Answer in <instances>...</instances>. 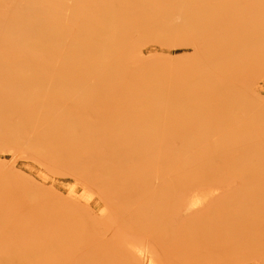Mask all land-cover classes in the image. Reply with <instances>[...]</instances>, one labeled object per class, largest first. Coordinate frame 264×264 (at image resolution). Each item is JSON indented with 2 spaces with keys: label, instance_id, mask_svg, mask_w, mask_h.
I'll return each instance as SVG.
<instances>
[{
  "label": "bare ground",
  "instance_id": "6f19581e",
  "mask_svg": "<svg viewBox=\"0 0 264 264\" xmlns=\"http://www.w3.org/2000/svg\"><path fill=\"white\" fill-rule=\"evenodd\" d=\"M61 16L65 23L59 29L52 27L48 37H40L53 41V56L46 61L49 68L26 81L27 88L40 82L46 86L45 91L61 100L44 105L45 113L60 114L61 118L74 114L81 119L84 126L77 136L91 132L93 138L87 142L90 150L101 149L110 155L108 163L106 159L97 161L96 167L107 168L121 158L125 173L139 158L144 161L139 169L142 179H157L168 197H188L182 205L169 203L175 210L176 226L180 220L203 219L209 214L217 218L212 227H227L226 238L258 227L250 218L242 226L244 231L237 229L249 210L264 207V195L255 197L251 204L226 205L239 188L256 187L259 174L264 173L263 164H248L243 157L248 151L264 153V132L254 129L255 122L264 121V106L251 115L250 129L247 121L227 113L247 107L253 98L264 104V72L254 70L258 61L264 63L259 55L264 50V0H71ZM27 24L22 21L13 32L24 31ZM33 39L34 35L25 37L26 42ZM16 52L9 49L4 63H13ZM37 62L19 61L24 66L10 71L22 74ZM19 85L12 94L21 92ZM129 102L133 103L131 109L126 106ZM139 113L158 115L147 120ZM14 123L10 117H0L2 126ZM18 130L2 135L14 138ZM41 130L36 122L35 132ZM99 134L101 141L95 138ZM236 134L246 139L235 142L231 136ZM251 143L258 145L251 147ZM0 165L4 166L0 178L7 181L17 178L24 186L39 181L55 186L57 195L72 200L76 197V184L56 173L49 174V166L29 155L25 147L14 151L0 148ZM249 171L255 176L250 178ZM115 190L112 182L106 187L108 216L117 209ZM159 196L152 194L151 198ZM13 207L10 203L0 207L5 210L0 218L5 216L8 223L17 226L29 225V220L7 219ZM32 210L26 206L16 212L28 219ZM30 225L40 227L38 223ZM205 230L210 238H217L212 229ZM41 232L35 230L29 235ZM110 238L106 264H125L121 258L127 253L121 249L129 253L128 264H246L219 256L222 244L209 248L204 256L185 260L171 255L163 258L156 252V245L147 247L141 240L129 245L124 235L113 233ZM6 243L0 241V245H9ZM183 246L174 245L171 250L179 251ZM114 250L119 251L117 260L112 259ZM71 256L64 264L89 263L80 254Z\"/></svg>",
  "mask_w": 264,
  "mask_h": 264
},
{
  "label": "rangeland",
  "instance_id": "374dc122",
  "mask_svg": "<svg viewBox=\"0 0 264 264\" xmlns=\"http://www.w3.org/2000/svg\"><path fill=\"white\" fill-rule=\"evenodd\" d=\"M63 1L65 3H62V0H0V80H4L0 83V117H10L15 122L8 127L0 124V148L14 151L25 147L29 155L49 166V174L56 173L58 177L61 175L68 178L70 182L76 184L77 189L76 197L72 200L67 196L57 195L55 186L39 181L34 185L24 186L17 178L9 181L0 178V207L6 203L14 206L13 210L9 209L7 212V219L30 221L28 226H17L8 223L5 216L0 218L3 219L0 223V241L2 243L7 241L6 244H9L0 245L2 252L0 264H64L73 257L72 254L86 257L89 260L88 264H106L107 256L111 252L107 250L106 245L112 239L110 237L113 233L117 237L124 235L129 238V245L137 243L138 240L147 247L156 245V252L159 256L163 255V258L171 255L173 258L187 260L189 256L198 254L200 257L204 256L203 253L209 248L222 244L220 247L223 249H220L219 256L233 263L264 264L261 262L264 261V207L249 210L237 229L242 228L244 231L245 227L242 226L250 218L258 227L241 235L235 232L229 238L225 237L227 227H212L216 225L217 218L209 214L203 219L199 217L192 221L180 220L176 226L177 222L173 224L175 210L170 209L169 203L182 205L186 203L188 197L183 195L177 198L175 195L168 197L164 186L158 185L157 179L150 176L144 178L148 179V182L143 181L144 176H141L139 169L144 161L139 158L130 163L131 166L125 173L121 168L125 162L121 158L114 161L111 166H106L107 168L96 167L97 161L106 159L108 163L110 155L106 156L101 149L90 150L87 142L93 138L91 132L77 136L80 127L84 126L81 119H76L74 114H65L61 118L60 114L54 116L45 113L44 105H52L61 100L55 99L48 90L45 91L46 86H42L40 82L33 88H27L26 85L31 78L44 73L41 71L43 68H49L46 61L53 56V41L52 39L45 41L40 37H48L52 27L59 29L65 23L66 19H61V12L67 1L71 0ZM24 20L28 21L24 31L13 32ZM8 30L10 33H7ZM26 35H34L35 39L26 42ZM9 49L17 51L12 60L14 62L4 63L7 60L5 53ZM259 55L264 59V50L260 51ZM32 59L38 62L27 67L28 71L16 75L11 73V69L24 66L19 61ZM254 66L255 71L264 72L262 61H258ZM16 84L19 85L18 89L20 88L21 92L14 95L11 92ZM253 99L254 101H249L247 107L228 112L227 116L247 121V128L250 129V121L253 120L251 115L264 106L262 102ZM132 105V102L126 103L129 108ZM109 114L108 112L106 117L109 118ZM139 114L147 120L158 115ZM36 122L42 128L39 132H35ZM14 129H19L18 136L8 138L2 135V132ZM254 129L264 132V121L255 122ZM108 137L106 130V139ZM95 138L102 139L101 134ZM231 138L235 142H241L246 136L236 134ZM257 145L250 144L251 147ZM257 153L248 151L243 157L248 164L264 165V153ZM255 154L257 156L254 158ZM219 166L218 169L221 168ZM3 168L4 166L0 165V172ZM216 169L217 167L210 175ZM249 172L250 178L255 176L254 171ZM258 179L260 183L256 187H250L248 190L236 188L238 190L227 201L226 206L242 205L244 202L251 204L255 197L263 196L264 173H260ZM111 182L113 189L116 188L114 202L117 209L108 216L105 205L106 187H109ZM137 189L144 192L138 193ZM152 194L160 196L155 199L151 198ZM24 201H26L24 206L19 207ZM26 206L33 208L30 213L28 212V219L24 218L20 211L16 212L18 208ZM4 211L0 209V215L1 213L4 215ZM206 221L210 223H207L208 227L200 225ZM30 223L32 225L38 223L40 227H29ZM182 223H190L192 227H183ZM206 228L212 229L211 232L217 235V238H210ZM35 230L42 232L30 236L29 233ZM174 245L184 246L179 251H173L171 247ZM121 250L127 253L121 259L128 264L129 253ZM113 252L112 259H119V251Z\"/></svg>",
  "mask_w": 264,
  "mask_h": 264
}]
</instances>
